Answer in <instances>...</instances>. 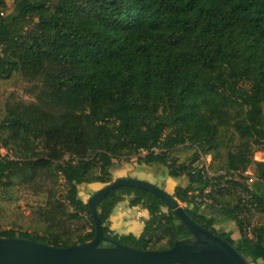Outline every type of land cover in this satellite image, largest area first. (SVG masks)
<instances>
[{
    "label": "trees",
    "instance_id": "16d2710c",
    "mask_svg": "<svg viewBox=\"0 0 264 264\" xmlns=\"http://www.w3.org/2000/svg\"><path fill=\"white\" fill-rule=\"evenodd\" d=\"M7 9L0 0V78L43 87L35 103L7 107L0 121V191L62 179L66 193L62 202L48 192L43 235L5 231L0 238L57 248L92 241L81 187L111 184L115 161L137 158L155 175L164 168L171 179L186 176L189 184L173 196L243 256L246 250L216 229L218 217L235 222L252 245H264V226L247 238L251 216L240 217L241 201L229 200L235 193L212 191L214 205L204 206L195 193L220 181L171 159L189 144L220 160L222 171L252 168L264 184V162L254 159L264 152V0H29L12 20ZM2 149L15 150L16 158ZM126 198L148 214L139 236L116 235L108 225ZM255 200L264 215V200L256 193ZM98 213L107 237L141 250H169L192 238L160 197L141 188L111 192ZM84 218L91 228L75 236L70 223ZM155 239L166 245L156 248Z\"/></svg>",
    "mask_w": 264,
    "mask_h": 264
},
{
    "label": "rangeland",
    "instance_id": "374dc122",
    "mask_svg": "<svg viewBox=\"0 0 264 264\" xmlns=\"http://www.w3.org/2000/svg\"><path fill=\"white\" fill-rule=\"evenodd\" d=\"M29 0H6L8 4V9L4 12V17L7 20H12L20 11L21 7L28 3ZM41 82H28L22 77H14L11 80H5L0 78V121L3 120L6 115L7 107L14 106L16 104H32L36 102V94L38 91L42 90ZM233 143H238V138L234 134L231 136ZM226 149H228L226 147ZM225 149V150H226ZM15 150L7 152V150L2 149L1 154L3 156L9 154L11 159H15ZM211 155L204 156L198 150L197 147L191 146L189 144L181 146L171 153V159L176 160L179 164L190 166L191 168H196L199 165H203L208 157ZM197 161H194L195 158ZM212 157V156H211ZM254 159L258 162H264V152H257ZM210 166V173L218 175L224 171L220 170V160L214 161L212 157ZM158 175L153 173V168L142 166L138 164L137 158H131L128 161L126 159H119L115 161V166L112 169V179L113 182L119 178H134L138 180H143L150 182L161 189H170L172 186H187L189 180L186 176L179 179H174L168 176V171L164 168L159 170L154 169ZM150 171V172H149ZM254 174V170L251 168L248 170ZM242 182L251 184L253 187L257 183V178L250 181L247 176H240L239 178ZM112 182V183H113ZM105 186L100 185L98 188L92 186H83L80 189L81 197L88 202L90 197L94 192L103 189ZM50 190L57 191V197L60 201L64 202V196L66 193L65 182L60 179L57 183L55 180L47 182V180L41 179L37 184L31 185H19L15 184L12 187L4 188L0 191V232L5 231H15L17 234L29 233V234H39L43 235V218L41 213L47 210V203L49 202L48 192ZM170 194L174 195V191L169 190ZM237 194L229 198L233 203L237 201ZM228 200V199H227ZM130 198H126L125 201L120 204L114 210L113 220L109 221L108 225L112 228V232L116 235L123 236V230H128L129 223L126 227H123V218L126 222L131 220V224L141 223L144 226L145 218L141 215V209H130L129 207ZM185 208L186 205L182 204ZM205 208V207H204ZM247 216V215H246ZM84 222H71V230L75 236L82 232V228H85L83 234L89 232L91 228V223L88 222L87 218H84ZM251 227L253 226H264V215L256 214L249 217L248 220ZM225 219L218 217V223L216 229L220 230L224 228L229 230V224ZM128 225V226H127ZM125 226V225H124ZM133 226V225H132ZM156 242V239H155ZM106 244H103V246ZM166 245V240H161V242H156V248H162ZM246 261L250 264H254L249 258L244 256Z\"/></svg>",
    "mask_w": 264,
    "mask_h": 264
},
{
    "label": "water",
    "instance_id": "95a60500",
    "mask_svg": "<svg viewBox=\"0 0 264 264\" xmlns=\"http://www.w3.org/2000/svg\"><path fill=\"white\" fill-rule=\"evenodd\" d=\"M124 186L160 197L190 230L192 238L177 241L169 250H141L107 237L98 207L108 194ZM88 205L96 230L92 241L57 248L22 238H0V264H248L236 248L195 222L177 198L150 182L119 178L91 196Z\"/></svg>",
    "mask_w": 264,
    "mask_h": 264
},
{
    "label": "built area",
    "instance_id": "2783aa9c",
    "mask_svg": "<svg viewBox=\"0 0 264 264\" xmlns=\"http://www.w3.org/2000/svg\"><path fill=\"white\" fill-rule=\"evenodd\" d=\"M212 161V157H208L207 160L205 161V163L203 165H199L196 168H194L193 173H201L202 175L209 177V178H214L217 179V181H220V183H215L214 187H210L208 188L203 195H201V193L197 192L195 193V196L197 197L196 200L202 204H204V206L206 205H214V201L208 197V194H210L212 191H215L217 193L221 192V191H230L232 193L237 194L238 199L241 201V205H242V212L240 217L244 218V217H248V216H253L258 213V204L255 200V191L253 189V187L250 185H248V189L243 190L241 188H236L233 183H242V180H240V176H247L250 178V181L254 180V175L252 172H249L248 170L245 172L242 171H224L223 173H220L218 175H212L210 173V166H211V162ZM247 215V216H246ZM257 226H253L251 227L250 224L246 227V236L249 239H253V233L252 230L253 228H255Z\"/></svg>",
    "mask_w": 264,
    "mask_h": 264
},
{
    "label": "crops",
    "instance_id": "0c3cea01",
    "mask_svg": "<svg viewBox=\"0 0 264 264\" xmlns=\"http://www.w3.org/2000/svg\"><path fill=\"white\" fill-rule=\"evenodd\" d=\"M172 180H174V179H171V181ZM91 186L96 189V188L100 187V184H92ZM176 187H177V185L172 186L171 189L173 191H175ZM171 189H170V187L166 188L168 193L170 192L169 190H171ZM253 189H254L255 193L261 199L264 200V184L257 182L254 184ZM132 209H141V208H132ZM141 212H142L141 213L142 217L147 219L148 218L147 212L142 210V209H141ZM113 216H114V214L111 216L110 221H112L114 219ZM131 222H132L131 220H129V222H126L125 219L123 218V227H126V224L129 223V226L127 225L129 229L128 230L124 229L122 235L133 234L135 236H139L143 231V228H144L143 224H141V223H137V224L132 223L131 224ZM111 230H112V228H111ZM226 231L230 234L232 239L235 241L237 247L246 250V258H249L254 264H264V245H258V246L252 245L247 239H245L242 236L240 229L235 222H232L231 224H229V230H226Z\"/></svg>",
    "mask_w": 264,
    "mask_h": 264
}]
</instances>
